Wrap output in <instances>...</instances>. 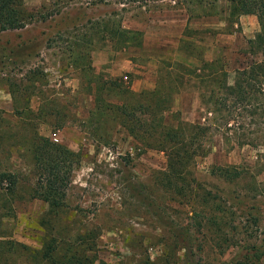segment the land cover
<instances>
[{"label":"rangeland","instance_id":"obj_1","mask_svg":"<svg viewBox=\"0 0 264 264\" xmlns=\"http://www.w3.org/2000/svg\"><path fill=\"white\" fill-rule=\"evenodd\" d=\"M23 6L33 21L0 32V175L15 182L0 183L3 264H48L36 252L58 236L81 238L94 264H264L262 120L253 114L228 130L218 113L205 120L192 80L170 90L164 122L208 130L194 141L201 152L192 145L184 178L168 187L165 153L143 149L113 112L126 97L117 89L175 86L174 74L198 60H216L232 77L254 59L246 48L258 30L255 17L230 19L227 0H23ZM106 20L136 39L123 45L107 37ZM33 133L50 140L55 133L51 141L78 157L63 196L53 198L64 206L56 214L35 195ZM10 243L29 251H11Z\"/></svg>","mask_w":264,"mask_h":264},{"label":"trees","instance_id":"obj_2","mask_svg":"<svg viewBox=\"0 0 264 264\" xmlns=\"http://www.w3.org/2000/svg\"><path fill=\"white\" fill-rule=\"evenodd\" d=\"M227 2L230 19L240 15H252L256 19L258 30L247 41L246 48L253 60L244 68L234 70L232 77L216 60H198V65L191 69L181 68L186 71L185 74H174L172 80L175 81V86L169 83L165 86L162 81L153 91L117 89L118 92L125 93L126 97L120 100L114 110L110 108L117 117L116 124L124 128L143 149L161 150L165 153L166 170L162 179L168 187L174 180L184 178L183 175L195 154L192 145L194 146L195 140L200 141L208 130L207 126H192L182 122L173 126L164 122V115L169 110L170 90L175 92L192 80L191 85L196 90L198 104L206 116L220 114L223 125L230 124L228 130H233L242 123L244 117L254 114L262 120L264 126V0ZM33 18L34 14L25 10L23 0H0V32L22 29L31 23ZM101 25V30L107 37L116 41L122 39L120 41L123 45L137 35L136 32L114 30L109 27L110 22L107 20ZM123 35L125 36L122 37ZM166 76L168 81L170 75ZM206 116L205 120H213V116ZM94 127L95 130L99 128L98 125ZM245 144L248 145L249 142ZM195 148V151L201 152L200 144H195ZM30 154L34 167L39 170L40 190H36L35 195L47 205L48 213L56 214L64 206L53 198L60 194L63 196L60 190L67 184L68 175L78 160L77 154L35 133L31 136ZM5 177L10 186L15 184L8 176ZM5 177L0 175V183ZM162 179H159V182H162ZM83 243L84 241L77 237L58 236V239L46 240L42 243L41 250L36 252L38 260L48 264H94L95 259L86 254L88 248ZM9 246L11 251L16 248L29 251L26 246L13 243ZM1 249L0 247V264H3L5 261Z\"/></svg>","mask_w":264,"mask_h":264},{"label":"built area","instance_id":"obj_3","mask_svg":"<svg viewBox=\"0 0 264 264\" xmlns=\"http://www.w3.org/2000/svg\"><path fill=\"white\" fill-rule=\"evenodd\" d=\"M124 78H125V77H124ZM51 140H52L53 142H57V138H56V134H55V133L51 134Z\"/></svg>","mask_w":264,"mask_h":264}]
</instances>
